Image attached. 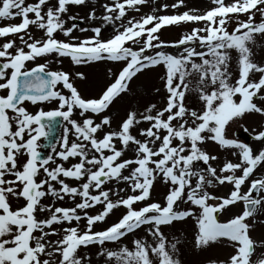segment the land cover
Instances as JSON below:
<instances>
[{
    "label": "snow or ice",
    "instance_id": "snow-or-ice-1",
    "mask_svg": "<svg viewBox=\"0 0 264 264\" xmlns=\"http://www.w3.org/2000/svg\"><path fill=\"white\" fill-rule=\"evenodd\" d=\"M146 2L113 0L104 5L103 25L82 28L76 23L66 27L62 17L70 5L83 6L87 0H56L53 5L50 0H0V19L20 18L19 23L0 25V38H4L0 43V264H85L90 257L87 253L81 256L78 250L96 244L101 246L97 255H104L109 261L115 259L116 264H179L173 258L178 241L169 249L161 225L187 217L196 219L198 248L222 238L234 248L227 260H212L209 264H264V258L252 260L256 242L250 236L252 225L247 222L258 209H264V174L253 178L257 167L264 164V148L254 152L248 143L227 136L230 122L246 113L264 116V104L254 102V98L264 101V65L253 61L250 47L256 34H264V0H211L213 6L202 14H147L116 24L129 8L139 11L137 5ZM183 5L184 0H176L161 8ZM257 13L261 16L259 22L255 20ZM241 15L247 19H238ZM233 17L237 18L235 27L229 31ZM95 18L92 8L89 19ZM68 19L75 21L76 17ZM182 22L203 27H193L172 42L160 39L158 33L163 27ZM107 25L113 26V34L105 38L102 29ZM30 26L42 31L43 36L34 38ZM74 31H91L93 35L80 38L73 35ZM57 32L68 39H58ZM10 36L13 38L9 39ZM167 47H180L183 51L172 54L163 50ZM148 50H153L152 54H147ZM233 50L237 53L236 76L230 70ZM53 53L57 63L62 62L61 57H70L76 65L109 60L121 62L122 68L118 74L109 69L115 78L98 97L84 98L69 72L49 70L47 62H36ZM29 63L33 66L29 67ZM159 65L166 70L162 79L168 95L163 107L157 109L152 104L144 113L130 111L117 129L108 131L103 129L111 128L109 116L97 123L87 115L107 110L129 90L133 77ZM75 76L85 78L80 72ZM58 85L67 89L68 94ZM192 91L198 93L200 109L186 107L184 103L186 94ZM26 101L33 105L56 101L58 107L40 108L33 114L24 106ZM77 111L80 121L73 118ZM58 117L66 122L60 150L51 145L54 155H42L45 145L41 138L50 135ZM142 121L149 124L139 130L143 140L131 131ZM70 134L75 139L70 140ZM253 138L264 141V130L256 132ZM208 141L236 149L233 155L239 154V162L226 161L219 170L213 167L210 161L218 157L201 147ZM130 145H134V157L122 159ZM57 157L63 161L76 158V162L65 167L56 163ZM50 162L55 167H49ZM200 163L205 167L200 168ZM127 169L131 171L124 175ZM41 174L43 178L38 179ZM61 176L84 182L71 186ZM157 178L171 185L164 203L150 202L137 207L138 202L150 200ZM113 179L128 183L132 194L113 200L112 190L103 187ZM246 182L249 186L242 192ZM226 183L233 187L225 196L208 191L213 184ZM93 188L97 190L95 194ZM49 195L57 200L68 196L75 206L42 205V198ZM213 200L217 203H209ZM178 201L191 202L199 213L192 208L176 210ZM238 202L243 205L242 211L221 222L219 215ZM94 206H101V210L89 214ZM121 206L126 211L118 222L94 231L98 222H106V217ZM44 211L49 216L39 218L37 213ZM81 220L85 221L83 229L79 227ZM73 221L76 225H72ZM65 222L69 226L61 232L52 227ZM142 225H150L147 232L154 243L145 238L135 239L132 249L127 245L118 250L105 247L106 242H119ZM51 235L60 238L52 241Z\"/></svg>",
    "mask_w": 264,
    "mask_h": 264
},
{
    "label": "rangeland",
    "instance_id": "rangeland-1",
    "mask_svg": "<svg viewBox=\"0 0 264 264\" xmlns=\"http://www.w3.org/2000/svg\"><path fill=\"white\" fill-rule=\"evenodd\" d=\"M26 2H35V0H26ZM113 0H87V3L83 6L78 5H70L69 11L62 18L66 21V27L71 26L72 23L78 24L82 28H91L96 26H101L104 24L102 17L105 14L104 5L112 3ZM176 0H147L146 3L142 5H137L139 11H136L133 8H129L126 12L125 17L122 21H116V24L119 25L122 22L126 23L128 19L135 18L139 19L142 16H146L147 14H155L159 15H172L183 13L184 11H193L196 14H202L210 7H212L211 0H184V5L178 8L169 7L167 9L161 8V5L168 4L172 5ZM226 2H230V0H226ZM56 3V0H50V5ZM264 7V6H261ZM92 8H95L96 18L89 19V12ZM31 15V14H30ZM69 16H75V21L69 20ZM236 17H233V22L229 24V31L235 27ZM240 20H246L247 17L241 15L238 17ZM261 16L259 13L256 14L255 20L259 22ZM20 18L17 17L15 19H0V25H7L11 23H19ZM203 27V24L196 25L192 22H182L179 25H171L165 26L159 31V37L161 40L165 42H172L178 40L183 34L190 32L193 27ZM30 30L34 38H41L43 36V32L38 30L35 26H30ZM113 34V26L107 25L102 29V36L105 38L110 37ZM56 37L60 40H66L67 37L63 36L62 33L57 32ZM74 36L84 38L92 36L93 33L91 31L79 32L74 31ZM12 39L13 37H8ZM4 42V38H0V43ZM17 44L20 43L19 39L16 38ZM196 46V45H193ZM135 47V45H133ZM252 49V59L254 62L264 65V34H256L255 35V43L250 45ZM166 52L172 54H180L183 49L180 47H167L163 49ZM198 50H200L198 48ZM153 50H148L147 54H152ZM233 61L231 64L230 70L233 72V75H237V65H236V57L237 53L233 50L232 52ZM56 54L53 53L51 56L47 55L45 58H40L39 63H48L49 70H63L70 73V78L74 83L75 87L78 89L82 97L84 98H96L98 97L102 90L106 88L107 85L113 82L115 76L112 74H118L119 70L122 68L121 62L116 61H94L87 64L76 65L72 62L70 57H61V63L56 62ZM109 69H111V73H109ZM165 68L162 65L148 68L146 70L141 71L132 80L129 82V90L122 93L119 97H117L113 103L109 106L107 110L100 114H93L89 112L87 115L93 117L94 121L99 123L103 116L107 115L111 119V128L105 126L103 131H108L112 129H117L121 122L126 118L127 114L130 111H136L138 113H144L145 109L150 105L155 104L157 109L163 107L166 102V97L168 93L165 89V81L162 77L165 76ZM80 72L83 73L85 78L81 79L75 76V73ZM259 74H256L255 78H258ZM58 88L64 92V94H68L67 89H63L62 85H58ZM157 89L159 91H157ZM254 102L258 105L264 104V101L254 98ZM184 103L186 107L200 109L202 107L201 102L199 101L198 93L192 91L186 94ZM154 114V113H153ZM73 118L80 121L82 118L79 116L78 111L73 113ZM66 123V122H65ZM176 123V121H174ZM65 125V124H64ZM149 124L147 122H141L140 124L134 126L131 131L132 134L137 136L138 139L143 140L144 137L139 135V130L141 128H147ZM259 130H264V116H261L258 113H246L242 118L235 119L230 122L227 126V136L228 138H235L241 142L248 143L254 152H258L260 149L264 148V141L255 140L253 137L256 132ZM63 134V130L60 133V139ZM102 132H98V135H102ZM55 144V150H60L59 141ZM70 140L75 139L74 136L70 134ZM117 148L121 147L119 141L116 142ZM201 147L207 151L211 155H215L218 159L214 161H210L213 167H216L218 170L226 161H232L234 163L239 162L240 157L239 154L233 155L234 151H237L233 148L224 147L222 148L218 143L208 141L201 145ZM134 145H130L129 148L124 152L122 159L133 158L135 153L132 151ZM48 154H53L52 149L48 152ZM76 162V158H70L69 161H63L59 157L56 158V163H62L65 167H70L71 164ZM50 167H55L54 163L49 164ZM200 168L205 167L203 163L198 165ZM131 169L124 170V175H128ZM239 175L240 173L237 172ZM264 174V164H261L255 170L253 178H258L260 175ZM39 178H43V174H41ZM62 179H65L66 183H69L71 186H79L83 183V180L77 181L72 178H65L61 176ZM210 178V177H209ZM55 184V182H53ZM57 188H59V184H55ZM170 184L164 183L161 178H157L154 183V186L151 191V198L145 202H138L137 207L143 206L144 203L150 202H160L164 203V197L166 196ZM246 186L248 188V183L242 185V192L246 191ZM103 187L112 190V199L115 200L117 198H126L127 195L132 194L130 185L122 180H111L107 181ZM232 185L230 184H213L208 187V191L214 193L216 196H225L232 189ZM97 190L92 189L93 194L96 193ZM51 195L42 198L41 204L45 205L46 202L51 205L59 206V207H74V201L65 196L63 200H50ZM80 197L76 198L78 202ZM209 203L215 204L217 201H209ZM20 204H23V201H20ZM49 205V204H46ZM16 205L14 204L13 207ZM176 210H187L192 208L194 212L199 213V208L191 204V202H183L178 201L177 205L174 206ZM101 210V206H94L89 209V214H96ZM79 211V210H78ZM126 209L121 206L118 209H114L113 212L106 217V222H98L94 226V231H100L111 225L112 223L118 222L119 218L125 213ZM242 211V204L237 203L235 206L230 207L223 214L219 215L218 219L221 222H225L227 219L232 216L239 214ZM38 217L43 219L49 216L48 211L38 212ZM252 225L250 230L251 238L256 242L255 253L252 256V260L256 261L264 255V246H261V242H264V209H258L257 213L253 218H249L247 221ZM76 221L72 222V225H76ZM69 225L65 222L61 225L54 224L52 227L57 230V232H61L63 228L68 227ZM85 226V221L81 220L79 222V227L83 229ZM150 225H142L140 228L136 229L134 232L129 233L125 237L121 238L119 242H106L105 247L112 250H118L121 246L127 245L129 249L134 247L133 241L135 239H145L149 241V243H154L153 237L148 235L147 229ZM47 230V229H46ZM161 231L164 233L167 238L166 246L170 249L172 243H176V250L173 253V258L179 261V264H209V261L216 260H227L229 256L234 252V248L231 246V242L226 238H222L216 243L211 244L207 247H197L195 243V237L197 234V224L195 217H187L184 219L174 220L171 224L161 225ZM39 235V233H36ZM57 235H51L49 237L50 240H57ZM100 245H89L88 247H81L78 252L81 256L86 253L89 255L90 259L85 262V264H116L115 259L111 261L104 255H97L100 251ZM261 249V250H260Z\"/></svg>",
    "mask_w": 264,
    "mask_h": 264
},
{
    "label": "flooded vegetation",
    "instance_id": "flooded-vegetation-1",
    "mask_svg": "<svg viewBox=\"0 0 264 264\" xmlns=\"http://www.w3.org/2000/svg\"><path fill=\"white\" fill-rule=\"evenodd\" d=\"M39 62V58L36 61ZM29 67L33 66L31 63L28 64ZM24 106L28 109L29 112H32L33 114L39 110L40 108H43L44 110H51L58 107V102L52 101V102H45L43 104H35L33 105L31 102L26 101L24 103ZM43 141V138H41V142Z\"/></svg>",
    "mask_w": 264,
    "mask_h": 264
},
{
    "label": "bare ground",
    "instance_id": "bare-ground-1",
    "mask_svg": "<svg viewBox=\"0 0 264 264\" xmlns=\"http://www.w3.org/2000/svg\"><path fill=\"white\" fill-rule=\"evenodd\" d=\"M63 128H64V127H63ZM61 130H63L62 127H61ZM50 200H55V198L51 196V197H50ZM46 204H50V201H49V203L46 202ZM46 204H45V205H46ZM59 225H61V224H59ZM260 250H261V249H260Z\"/></svg>",
    "mask_w": 264,
    "mask_h": 264
}]
</instances>
